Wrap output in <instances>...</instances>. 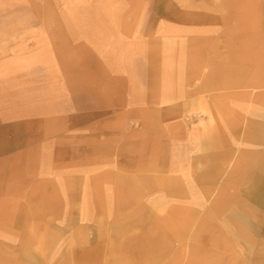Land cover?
<instances>
[{"label":"rangeland","instance_id":"1","mask_svg":"<svg viewBox=\"0 0 264 264\" xmlns=\"http://www.w3.org/2000/svg\"><path fill=\"white\" fill-rule=\"evenodd\" d=\"M228 1L217 6L224 20L216 22L217 29L208 28L207 37L194 32L181 37L180 32L166 38L155 37L152 27L156 16L174 12L168 0H0V68L7 62L25 63L33 78L46 84L48 115L63 108L65 116L49 118V126L57 120L59 126H71L78 109L74 122L80 127L79 149L63 152L78 165L79 225L74 231L51 232L69 233L70 238L74 232L79 240H69L63 252L78 250L80 260L87 261L86 250L117 237L118 230L106 228L109 224L135 221L136 216L145 222L154 218L158 191L152 187H161L157 176L168 172L171 157L166 135L156 132V126L163 128L157 109L172 111L188 101L203 113L204 101L220 96L227 102L234 92L251 99L239 105L249 116L260 120L264 115V0H239L240 5ZM142 100L144 117L136 126L137 120L129 116L141 108ZM118 110L128 114L121 126L112 118ZM94 122L95 145L89 134ZM113 128L115 134L105 136L103 130ZM157 135L159 140H154ZM64 145L71 146V141ZM252 184H240L233 192L236 197L225 200L214 187L201 203L215 213L207 220L202 213L188 215V231L179 224L177 234L189 237L182 264H264V182L247 189ZM229 199L250 210L244 230L229 222L232 215L224 207ZM136 200L142 214L131 212ZM93 202L96 212L88 213ZM105 204L113 212L99 213ZM19 240L15 246H0V264H73L55 260V245L42 251ZM7 253L15 254V262L6 260ZM30 254V261L20 256Z\"/></svg>","mask_w":264,"mask_h":264},{"label":"crops","instance_id":"2","mask_svg":"<svg viewBox=\"0 0 264 264\" xmlns=\"http://www.w3.org/2000/svg\"><path fill=\"white\" fill-rule=\"evenodd\" d=\"M240 4L239 0L232 2V5ZM167 5L174 12L154 18L156 24L152 32L155 37L172 38L180 32L181 37L191 36L192 32L195 36L207 37V29H217L216 22L224 20L217 8L224 6V0H168ZM209 10L213 13L208 14ZM26 65L7 62L0 68L3 70L0 77V246H15L16 239L24 246L38 245L42 251L55 245V260L73 264H182L183 247L189 237L185 236L186 232L178 235V226L182 224L179 229L188 231V215L202 213V220H207L208 215L215 213L212 207H203L201 203V199L209 196V190L216 187L225 200L236 197L233 192L242 183H253L247 186L249 189L254 183L264 182V115L257 120L248 115V109L239 107L250 102L246 94L240 98V93L233 92L227 102L220 96L206 100L201 105L203 113L188 101L172 111L154 109L163 121V128L156 126V132L160 134L163 130L171 150L168 172L157 176L158 182H162L161 190L156 184L152 187L158 191V204H152L154 218L145 222L136 216L135 221L109 224L106 228L118 230L117 237L110 236L102 247L86 250L87 261L80 260L78 250L72 249L69 254L68 248L67 254L63 247L69 240L75 244L79 237H75L74 232L70 238L69 233L51 231H74L79 225L78 165L74 158L69 161L63 152L69 148L79 149L80 127L78 120L74 122L79 113L76 109L71 115V126L65 128L63 123L59 126L58 120L49 126V118L62 120L65 117L63 108L56 109L55 115H48L46 84L42 86L40 79L33 78ZM143 104L142 100L141 108L129 116L137 120L136 126L139 118L144 117ZM127 117L125 110H118L117 115L112 116L119 119L116 122L119 126ZM113 130L103 132L106 136L115 134ZM89 134L94 135L90 139L95 145V122L89 127ZM69 140L71 146L64 145ZM154 140H159L158 135ZM94 202L88 213L96 212ZM138 204L136 200L131 212L142 214L143 207ZM103 207L99 208V213L113 212L108 204ZM224 207L225 212L232 215L229 222L234 228L244 230L250 222L249 208L240 201L230 202V199ZM49 234L54 235V239L49 238ZM6 256L9 263L15 262V254L7 253ZM20 256L32 260L31 254Z\"/></svg>","mask_w":264,"mask_h":264}]
</instances>
